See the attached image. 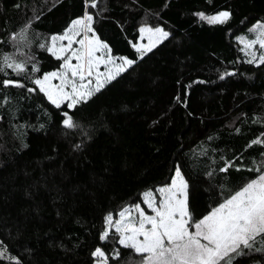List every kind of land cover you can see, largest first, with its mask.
Listing matches in <instances>:
<instances>
[{"label":"trees","instance_id":"1","mask_svg":"<svg viewBox=\"0 0 264 264\" xmlns=\"http://www.w3.org/2000/svg\"><path fill=\"white\" fill-rule=\"evenodd\" d=\"M83 8V0H0V40L32 19L30 42L15 54L34 55L42 71L54 70L62 60L38 42L62 32ZM224 8L233 12L224 25L196 16ZM91 10L114 54L135 58L127 41L137 42L142 23L171 35L77 109H57L25 89L0 92V241L24 264H93L95 246H114L98 239L106 214L142 203V193L169 182L177 163L195 184L201 214L218 192L227 197L253 178L233 167L221 173V157L245 166L264 159V146L250 143L264 139V66L248 64L236 39L252 37L247 29L264 21V0H98ZM4 51L15 48L0 42ZM233 68L238 75L219 78ZM63 111L74 114L78 128L62 125ZM256 262L264 264V255L240 264Z\"/></svg>","mask_w":264,"mask_h":264},{"label":"snow or ice","instance_id":"2","mask_svg":"<svg viewBox=\"0 0 264 264\" xmlns=\"http://www.w3.org/2000/svg\"><path fill=\"white\" fill-rule=\"evenodd\" d=\"M83 5L82 14L72 18L62 32L51 34L45 42H38V49L63 61L55 70L42 71L34 55L30 57L25 53L21 57L15 54L30 42L32 19L19 26V31L9 32L0 40L6 47L15 48V52L4 51L0 55V92L6 93L13 87L25 89L28 93H43L57 109L62 105L66 109H77L122 74L128 73L171 35L162 25L142 23L138 28L139 40L146 38L147 43L127 41L135 50V58L114 54L108 38H102L98 32L97 15L91 10L98 8V0H83ZM103 11L100 9L101 13ZM196 16L210 25H224L230 21L233 12L224 8L213 14L199 11ZM40 18L36 15L33 19L39 21ZM247 33L252 36L251 39L247 35L236 37L242 45L241 51L248 57L247 63L264 66V21L256 19ZM238 74L239 70L233 68L219 78ZM54 80L58 83H53ZM184 95L186 97L187 92ZM175 99L180 102L182 97L178 94ZM0 119L3 117L0 116ZM61 123L66 129L79 127L74 114L69 111H63ZM103 126L101 123L100 127ZM82 143L74 147L79 149ZM250 143L264 146V139H253ZM260 155L264 157V153ZM236 159V156L232 159L221 157L223 167L218 170L226 173L230 167L236 171L243 169L253 173V178L227 197L218 192L214 206L205 213H196L195 184L190 183L191 177L186 176L179 163L174 166L170 182L164 183L155 192L149 189L143 193L142 203L151 210V214L141 203L120 210L119 218H114L112 212L107 213L98 239H111L114 246L111 251L95 246L90 253L94 258L93 264H132L133 257H139L138 264H240L241 259L249 255H264V159L259 166L234 164ZM205 175L211 179L213 172L208 171ZM208 194L211 195V191ZM0 264H24V261L19 255L9 254L0 241Z\"/></svg>","mask_w":264,"mask_h":264},{"label":"rangeland","instance_id":"3","mask_svg":"<svg viewBox=\"0 0 264 264\" xmlns=\"http://www.w3.org/2000/svg\"><path fill=\"white\" fill-rule=\"evenodd\" d=\"M149 25H150V24H149ZM247 37H248V36H247ZM248 38L251 39L252 37H248ZM137 42L147 43V39L145 38L143 41H140L139 38H138ZM65 43H66V41H65ZM74 46H75V45H74ZM256 48H257V50H259V46H258V45L256 46ZM62 63H63V61H62ZM62 63H61V64H62ZM73 63H75V60H73ZM56 69H57V68H56ZM54 70H55V69H54ZM101 70H103V66H101ZM53 83H58V81H57V80H54ZM169 182H170V181H169ZM160 186H163V184H162V185H159V186H157V187H155V188H153V189H151V190H152L153 192H155L156 189L159 188ZM143 193H144V192H143ZM143 193H142V199H143ZM157 199H159L158 194H157ZM142 201H143V200H142ZM131 205H133V204H127V205L124 206L122 209L127 208V207H130ZM141 206L145 208V211H146V212H148L149 214H151V210L148 209V208L146 207V205H144L143 203H141ZM122 209H121V210H122ZM118 213H119V212H118ZM118 213H117L116 216H114V218H119ZM133 214L135 215V209H133ZM138 259H139V258H138ZM134 264H135V263H134Z\"/></svg>","mask_w":264,"mask_h":264},{"label":"crops","instance_id":"4","mask_svg":"<svg viewBox=\"0 0 264 264\" xmlns=\"http://www.w3.org/2000/svg\"><path fill=\"white\" fill-rule=\"evenodd\" d=\"M139 259L135 260V264H138Z\"/></svg>","mask_w":264,"mask_h":264}]
</instances>
